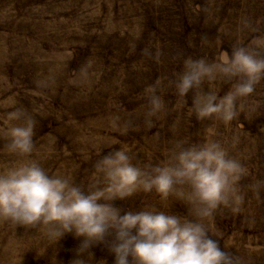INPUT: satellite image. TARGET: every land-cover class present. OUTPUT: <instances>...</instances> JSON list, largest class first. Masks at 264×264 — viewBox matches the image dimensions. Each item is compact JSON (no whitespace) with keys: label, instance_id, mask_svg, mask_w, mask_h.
I'll list each match as a JSON object with an SVG mask.
<instances>
[{"label":"rangeland","instance_id":"1","mask_svg":"<svg viewBox=\"0 0 264 264\" xmlns=\"http://www.w3.org/2000/svg\"><path fill=\"white\" fill-rule=\"evenodd\" d=\"M237 44H258L264 54V0H0V126L12 107L24 109L34 120L33 158L81 187L117 148L147 169L178 143L221 142L245 169L242 200L238 211L218 208L207 226L238 264H264V78L227 124L197 120L192 92L180 97L173 86L185 57L214 61ZM149 86L163 101L152 116ZM209 87L222 95L229 84ZM4 144L0 137V167L13 159ZM115 203L187 212L155 192ZM78 244L65 234L48 245L38 229L0 222V264H69ZM89 250L112 264L104 244Z\"/></svg>","mask_w":264,"mask_h":264},{"label":"clouds","instance_id":"2","mask_svg":"<svg viewBox=\"0 0 264 264\" xmlns=\"http://www.w3.org/2000/svg\"><path fill=\"white\" fill-rule=\"evenodd\" d=\"M258 47L237 44L214 61L202 56L181 61L173 86L180 97L192 92L197 120L213 117L227 124L237 115L238 101L264 78ZM217 82L229 84L222 95L215 87L204 90L203 85ZM146 92L152 116L163 101L154 87ZM33 128L24 109L5 112L0 137L13 159L0 167V222L38 229L48 245L65 234L79 238L69 264H104L94 261L89 250L98 243L112 255V264H238L207 226L218 208L235 212L242 200L238 181L245 169L221 142L178 143L166 161L147 169L117 148L101 156L88 185L81 187L68 176L49 174L33 158ZM136 191L155 192L161 200L173 196L184 203L186 215L151 205L125 210L115 203Z\"/></svg>","mask_w":264,"mask_h":264}]
</instances>
